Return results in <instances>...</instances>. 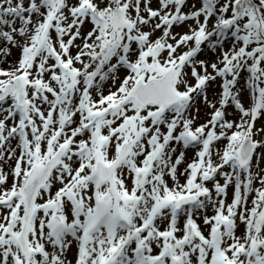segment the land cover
Here are the masks:
<instances>
[{
  "label": "snow or ice",
  "instance_id": "snow-or-ice-1",
  "mask_svg": "<svg viewBox=\"0 0 264 264\" xmlns=\"http://www.w3.org/2000/svg\"><path fill=\"white\" fill-rule=\"evenodd\" d=\"M199 5L0 0V264H264V0Z\"/></svg>",
  "mask_w": 264,
  "mask_h": 264
},
{
  "label": "rangeland",
  "instance_id": "rangeland-1",
  "mask_svg": "<svg viewBox=\"0 0 264 264\" xmlns=\"http://www.w3.org/2000/svg\"><path fill=\"white\" fill-rule=\"evenodd\" d=\"M196 2V6L199 7V0H195ZM190 9H185V11H189ZM211 26V24H210ZM186 27H181V28H176L175 31L177 32H184L186 31ZM157 35H159V33H157ZM228 45H225V47H227ZM218 54V53H217ZM17 58V53L14 51L13 55L9 58V61H14ZM200 59H208V60H215V56L208 51L207 49H205V52L200 56ZM6 66V65H5ZM210 70V69H209ZM121 75H123V73H121ZM240 87L243 88V81H241L240 83ZM219 82H215V83H211L210 87L208 89V98L210 100H215L218 98L219 95ZM243 103L247 106L249 103V97H248V93L245 91L243 92ZM197 107L200 108V114H199V122H203L206 119V113L208 111H210V109H208L202 102L197 104ZM229 111H232V109L230 108ZM257 126H261V122L258 121ZM187 158L190 160L192 158V152H188L187 153ZM262 167H264V164L261 165ZM7 167V166H6ZM184 165H181V170L183 169ZM181 182H183V177H181ZM231 196V189L229 190V197ZM71 258V257H70Z\"/></svg>",
  "mask_w": 264,
  "mask_h": 264
}]
</instances>
